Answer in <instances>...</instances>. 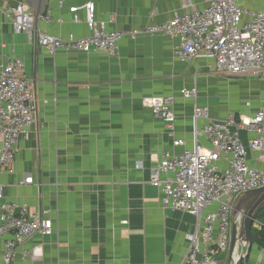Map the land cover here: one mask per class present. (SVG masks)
<instances>
[{
    "label": "crops",
    "instance_id": "crops-1",
    "mask_svg": "<svg viewBox=\"0 0 264 264\" xmlns=\"http://www.w3.org/2000/svg\"><path fill=\"white\" fill-rule=\"evenodd\" d=\"M21 1L0 2V56L24 61L36 122L19 139L15 173H4L0 182L6 185L7 202L26 204L29 217L49 210L54 222L53 234L20 248L14 264H181L186 236L197 230L198 220L162 207L159 189L149 183L152 170L164 152H184L175 140L192 147L196 104L208 106L215 119L256 112L264 83L218 74L211 58L181 61L169 36L129 35L176 14L205 9L208 0H50L46 15L53 21H39L32 36L16 33L3 13ZM89 2L109 30L127 33L118 55H49L40 34L87 36L85 11L74 22L71 8ZM194 86L197 100L184 99L181 90ZM170 96L177 117L173 132L145 104ZM27 175L34 185L20 184ZM36 245L42 256L23 259L21 252ZM228 257L219 255L218 264H228ZM246 264H264V248L254 243Z\"/></svg>",
    "mask_w": 264,
    "mask_h": 264
},
{
    "label": "built area",
    "instance_id": "built-area-1",
    "mask_svg": "<svg viewBox=\"0 0 264 264\" xmlns=\"http://www.w3.org/2000/svg\"><path fill=\"white\" fill-rule=\"evenodd\" d=\"M2 0H0L1 2ZM202 10L176 14L170 20L129 32L138 36H169L174 54L185 62L201 58L215 61L218 74L228 78H252L264 83V0H208ZM85 11L89 34L61 38L48 33L39 37L40 45L51 56L59 51L83 54L105 53L117 56L119 42L125 32L111 31L97 18L92 2L71 8L73 21ZM16 33L33 35L36 19L24 1L3 9ZM39 21L51 23L50 15ZM25 63L12 54L0 56V177L14 174L19 139L36 122V102L32 80L23 75ZM184 99L197 100L198 89L184 88ZM45 103L48 104V101ZM154 116L174 131L177 120L173 96L160 103L146 99ZM251 110L253 104L246 101ZM246 136L247 143L244 140ZM193 145L175 140L176 147H185L182 154L164 152L152 170L149 183L158 188L164 209L181 211L196 217L197 230L186 236L187 252L181 264H218V256L230 251L233 214L238 199L245 193L264 187V98L256 112L238 115L230 112L224 119L211 116L208 106L193 108ZM21 185H34L27 175ZM6 185L0 182V264H14L20 248L36 237L53 234L50 211L41 209L28 216V206L5 200ZM216 207V210L209 212ZM262 223L255 221L254 227ZM22 258L42 256L41 245L21 252ZM24 264H28L25 263Z\"/></svg>",
    "mask_w": 264,
    "mask_h": 264
},
{
    "label": "water",
    "instance_id": "water-1",
    "mask_svg": "<svg viewBox=\"0 0 264 264\" xmlns=\"http://www.w3.org/2000/svg\"><path fill=\"white\" fill-rule=\"evenodd\" d=\"M49 1L24 0V4L26 3L34 13L36 26L40 16L46 15ZM263 209L264 187L249 191L238 199L233 214L228 264H246L249 260L254 246L252 230L257 216Z\"/></svg>",
    "mask_w": 264,
    "mask_h": 264
},
{
    "label": "trees",
    "instance_id": "trees-1",
    "mask_svg": "<svg viewBox=\"0 0 264 264\" xmlns=\"http://www.w3.org/2000/svg\"><path fill=\"white\" fill-rule=\"evenodd\" d=\"M257 220L262 223V226L260 228L254 227L252 230V236L254 243L264 248V209L261 210L257 216Z\"/></svg>",
    "mask_w": 264,
    "mask_h": 264
},
{
    "label": "rangeland",
    "instance_id": "rangeland-1",
    "mask_svg": "<svg viewBox=\"0 0 264 264\" xmlns=\"http://www.w3.org/2000/svg\"><path fill=\"white\" fill-rule=\"evenodd\" d=\"M230 79H234V80H236V81H240V80H246V79H248V80H252L251 78H230ZM256 81V80H255ZM258 81V80H257Z\"/></svg>",
    "mask_w": 264,
    "mask_h": 264
}]
</instances>
